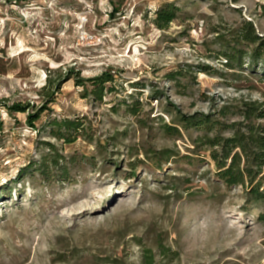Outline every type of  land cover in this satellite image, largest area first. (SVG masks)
I'll return each mask as SVG.
<instances>
[{
	"label": "rangeland",
	"instance_id": "1",
	"mask_svg": "<svg viewBox=\"0 0 264 264\" xmlns=\"http://www.w3.org/2000/svg\"><path fill=\"white\" fill-rule=\"evenodd\" d=\"M249 24L264 38V0H0V264H264V203L217 181L197 131L163 129L264 102V62L237 44ZM243 46L231 69L222 52ZM105 71L100 100L80 81ZM67 117L85 124L72 143L51 134ZM43 155L46 175L28 168Z\"/></svg>",
	"mask_w": 264,
	"mask_h": 264
},
{
	"label": "trees",
	"instance_id": "2",
	"mask_svg": "<svg viewBox=\"0 0 264 264\" xmlns=\"http://www.w3.org/2000/svg\"><path fill=\"white\" fill-rule=\"evenodd\" d=\"M178 10L179 7L175 4H168L160 9L156 14L157 18L155 20L158 27L166 28L170 23L174 22L178 18ZM244 28L243 32L237 35L240 41L237 44L253 45L252 51L248 56L253 62L247 65L253 71L256 68V63L260 60L264 62V38L256 34L252 25L249 24V26L247 25ZM222 54L231 69H236L237 67L244 69L246 67L244 56L248 53L245 51L244 46L226 49ZM262 71H264V67ZM176 74H168L170 80L177 79ZM66 76H69V74ZM114 77L111 71H105L96 77L81 80L80 85L85 86V81L89 80L92 85L91 93L101 100L106 95L105 92L114 91L112 89V85L116 82ZM63 83L62 79L55 84L50 81L49 85L44 87V89L51 91L49 92L50 94H46L47 102L54 101V92L58 91ZM12 107L16 111L25 112V107L22 104H15ZM43 109L33 114L29 113L28 124L30 126L37 127L34 122L40 118ZM132 112L136 113V108H133ZM216 114L218 117L213 113L200 116H184L181 113L171 114V123H166L163 129L176 137L182 135L180 128H183L186 132L197 131L199 134L195 140L205 142L208 145L210 156L214 166H216L215 177L217 181L229 187L245 186L247 187L246 193L248 196L255 201L264 203V124L261 122L264 120V102L255 101L251 104H246L244 107H238L236 110L229 106H223ZM229 116H231L230 119H238L233 122L226 121V119L230 120L227 118ZM50 125H52V136L66 140L65 142L67 143L77 141L76 139L83 135L85 130V124L79 117L56 118L53 122H50ZM227 132L228 135L225 134ZM50 147L53 146L51 145ZM43 156L40 161H32L28 168L37 165V171L41 175H46L48 174V162L52 160L53 165H56L59 159L54 157L52 159V157L50 158L47 155ZM22 172L24 175L29 173L28 171ZM259 219L264 222V212L259 216ZM146 260L147 264H156L153 255L146 256Z\"/></svg>",
	"mask_w": 264,
	"mask_h": 264
}]
</instances>
